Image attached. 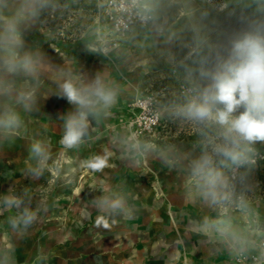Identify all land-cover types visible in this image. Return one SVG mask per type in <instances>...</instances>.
I'll use <instances>...</instances> for the list:
<instances>
[{"label": "clouds", "instance_id": "obj_1", "mask_svg": "<svg viewBox=\"0 0 264 264\" xmlns=\"http://www.w3.org/2000/svg\"><path fill=\"white\" fill-rule=\"evenodd\" d=\"M207 3L209 8L201 12L199 21L192 25L191 41L181 42V48L187 49L183 59L177 62L169 53V61L187 71V87L180 93L182 102L172 100L161 105V109L169 117L190 124L202 137L200 154L184 157L188 160V197L199 198L223 216L232 207L240 211L248 209V200L243 191L237 189L238 185L245 184L256 164L254 145L264 143V8L248 17L241 15L243 27L232 35L227 45H218L210 42L209 33L213 29L203 21L210 13L226 12L231 17L235 12L229 10L227 0L222 3L207 0ZM47 8L55 10L56 5L52 0H0V135L15 134L22 127L17 108L33 111L38 85L46 74L54 73L41 53L22 51V28L34 22ZM211 23L216 25L217 22L213 19ZM119 24L127 27L123 20ZM157 31L163 33L164 29L161 26ZM171 39L169 37L167 42ZM103 51L106 53L107 49ZM189 60L197 65L195 69L187 68L185 61ZM19 77L25 78L23 83L17 82ZM55 78L58 97L70 106L61 117L63 132L59 144L63 150L78 148L89 136L91 120L110 114L118 101L119 88L99 73L83 79L61 71ZM114 143L125 153L156 150L154 145L135 136L121 135ZM158 154L169 166L178 163L169 158V150H158ZM112 155L105 150L102 155L82 161L81 165L92 172H101L109 167ZM52 159L49 144L36 140L30 148L33 163L28 165V174L42 176ZM22 205L23 197L11 194L0 197V206L20 209L7 223L13 230L23 232L38 221L47 207L33 209ZM96 205L111 213L130 211L123 197H100ZM203 227L205 230L215 228L225 238L230 231L223 218L205 219ZM231 239L238 242L240 238L233 232Z\"/></svg>", "mask_w": 264, "mask_h": 264}, {"label": "rangeland", "instance_id": "obj_2", "mask_svg": "<svg viewBox=\"0 0 264 264\" xmlns=\"http://www.w3.org/2000/svg\"><path fill=\"white\" fill-rule=\"evenodd\" d=\"M214 2L222 3L225 0ZM227 2L229 10H234L235 15L229 17L226 12L210 13L209 18L203 21L213 29L209 33L210 42L213 44L227 45L232 35L243 27L239 17H248L260 10H243L251 0ZM52 3L56 5L55 10L47 8L39 15L50 41L56 43L57 40H63L64 49L68 53H72L79 38L89 42L93 53L105 52L104 49L109 53L117 48L111 46V42L101 46V37L95 23L97 13L92 0H52ZM208 8L207 0H152L155 19L151 27L145 34L137 35V38L123 43L124 48L121 47L122 52L120 51L118 59L123 55L124 63L131 67L132 73L139 70L136 77L138 79L143 76L145 83L133 87L135 94L129 107L127 124L129 136H135L142 142L155 146L156 150L131 153L135 159L134 167L139 171L145 170V173L133 171L134 175L113 178L114 182L109 184L108 190L98 194L91 192L93 188L90 183L94 178L89 170L86 175L84 173L87 178L79 179L77 172L73 171L66 179L64 173L52 170L54 168L64 171L62 164H56L48 165L42 176L29 175L27 168L33 163L30 160L33 137L30 134L27 112L17 108L23 121L22 127L15 134L0 135V197L8 194L23 197L24 205L21 207L29 206L35 209L38 206H46L47 211L42 212L38 221L22 232L13 230L7 223L8 218L15 216L20 209L0 206V264H6V257L11 254L27 255L31 260L36 259L38 255L42 256L39 263L30 264H56L55 256L63 253L70 256V253L83 252L88 250L89 243H93V251L99 252L104 259H109V264H133L131 254L127 250L123 251L115 241L116 234L124 231L125 225H115L114 217L124 213L103 211L97 207L96 201L100 197H123L130 209L131 193L135 192V186H138L137 189L146 188L147 183L156 194L157 184L162 177L161 167H170L158 154V150H169V158L178 160V163L173 165L182 166L188 163L184 157L192 158L200 154L202 137L190 124L173 119L162 112L161 105L172 100L182 102L180 93L187 87V71L185 67L170 62L169 53L176 57L177 62L183 59L187 49L181 48V42L191 41L193 23L199 21L201 12ZM213 19L217 22L216 25L211 23ZM161 26L163 33L157 31ZM169 37L172 38L170 43L167 42ZM80 54L86 57L89 56V51L82 50ZM185 64L190 69L197 67L191 60L185 61ZM24 79L21 80L24 82ZM149 98L155 101L160 120L152 130H144L139 122L140 109L136 108L135 104L140 99ZM254 148L256 164L249 172L245 184L238 185L237 189L243 191L248 200V209L240 211L232 207L223 216L218 210L214 211L223 219L234 217L237 225L245 224L251 229H259L264 235V143L258 142ZM178 175L187 178V171ZM79 182L84 186L82 190H91L90 193L78 190L76 185ZM143 212V215H147L146 208ZM66 233L69 234L67 239L58 240ZM248 255L250 254L246 252L239 253L234 259V264H238V257Z\"/></svg>", "mask_w": 264, "mask_h": 264}, {"label": "crops", "instance_id": "obj_3", "mask_svg": "<svg viewBox=\"0 0 264 264\" xmlns=\"http://www.w3.org/2000/svg\"><path fill=\"white\" fill-rule=\"evenodd\" d=\"M95 23L101 37V46L103 41L115 40L109 27L97 15H95ZM150 27L151 25L147 28H135L128 39L119 42L114 51L99 54L93 53L89 42L81 38L77 39L78 42L74 44L72 53L66 52L63 40H57L56 43L50 41L40 17L22 28L24 45L22 51L41 53L45 62L54 69V73L46 74L42 78L38 85L35 108L27 112L30 134L33 137L32 143L41 140L49 144L53 156L49 165L62 164L64 171L54 168L52 170L64 173L66 179L73 171L77 172L79 179L87 178L85 175L89 169L81 165L82 161L97 154L102 155L105 150L113 153L109 159V167L101 172L89 170L94 178V181L90 183L93 191L82 190L84 186L80 182L76 185L82 193L85 191L96 194L106 192L109 184L114 182L113 178L134 175L133 171L145 173V170L139 171L134 167L135 159L131 153L123 152L114 143V139H118L121 135L129 136L127 124L129 107L135 94L134 88L145 84L142 80L143 76H139L138 79L136 77L139 75V70L132 73L131 67L124 63L123 55L120 56L121 59H118L120 51L122 52L121 47L124 48L123 43L130 42L137 38V35L145 34ZM81 49L89 51V56L81 55ZM61 71L70 72L73 76L83 79L93 78L99 73L105 76L113 86L119 88L118 101L110 109V114L91 120L89 136L78 148L70 150H63L59 144L63 132L61 117L70 109L67 101L57 95L59 89L55 77ZM23 78H17V82L23 83L21 80ZM160 170L162 177L157 184L158 194L152 192L147 183L146 188L137 189L138 186H135V192L131 193L130 198L131 212L114 217L115 225H125V230L116 234L115 241L123 251L127 250L131 254L133 264H234V259L239 253L258 252L257 246L262 237V231L251 229L245 224L237 225L234 217L224 219L226 225L230 226L227 238L215 228L204 229L205 219L215 221L221 217L199 198L189 199L187 178L184 175H178L186 172V166H165ZM175 173L177 175H174ZM167 174L171 176L168 177ZM116 179L115 182H117ZM144 208L147 215H143ZM233 232L240 238L238 242L231 239ZM68 237L69 234L66 233L58 240L63 241ZM87 245L88 250L70 253V256L65 253L59 254L55 256L54 261L56 264H109L108 258L104 259L99 252L93 251V243ZM41 257L38 255L36 259L31 260L27 255L11 254L6 257L5 263H39L42 260Z\"/></svg>", "mask_w": 264, "mask_h": 264}, {"label": "built area", "instance_id": "obj_4", "mask_svg": "<svg viewBox=\"0 0 264 264\" xmlns=\"http://www.w3.org/2000/svg\"><path fill=\"white\" fill-rule=\"evenodd\" d=\"M97 17L108 27L115 40L111 46L117 47L120 41L126 40L135 28H147L154 21L152 0H92ZM149 17L142 20L141 17ZM123 20L127 27L119 24ZM107 41H103L105 46ZM140 109V127L144 130H152L160 120L156 110L155 101L151 98L140 99L135 104ZM258 252L248 256L237 258L238 264H264V237L258 242Z\"/></svg>", "mask_w": 264, "mask_h": 264}, {"label": "trees", "instance_id": "obj_5", "mask_svg": "<svg viewBox=\"0 0 264 264\" xmlns=\"http://www.w3.org/2000/svg\"><path fill=\"white\" fill-rule=\"evenodd\" d=\"M264 8V1L262 0H251V2L247 3L243 10H245L246 12L251 11L253 9H261ZM262 237H264V235H262Z\"/></svg>", "mask_w": 264, "mask_h": 264}]
</instances>
